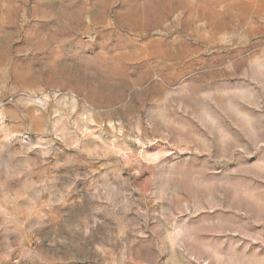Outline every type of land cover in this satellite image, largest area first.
Returning <instances> with one entry per match:
<instances>
[{
  "label": "rangeland",
  "instance_id": "1",
  "mask_svg": "<svg viewBox=\"0 0 264 264\" xmlns=\"http://www.w3.org/2000/svg\"><path fill=\"white\" fill-rule=\"evenodd\" d=\"M0 264H264V0H0Z\"/></svg>",
  "mask_w": 264,
  "mask_h": 264
}]
</instances>
